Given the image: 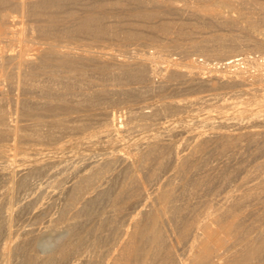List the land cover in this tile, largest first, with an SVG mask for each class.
<instances>
[{"label": "bare ground", "instance_id": "bare-ground-1", "mask_svg": "<svg viewBox=\"0 0 264 264\" xmlns=\"http://www.w3.org/2000/svg\"><path fill=\"white\" fill-rule=\"evenodd\" d=\"M235 1L0 0V264H264V63L215 33L264 49V15ZM169 47L220 72L151 68ZM134 84L164 97L115 109Z\"/></svg>", "mask_w": 264, "mask_h": 264}, {"label": "rangeland", "instance_id": "rangeland-1", "mask_svg": "<svg viewBox=\"0 0 264 264\" xmlns=\"http://www.w3.org/2000/svg\"><path fill=\"white\" fill-rule=\"evenodd\" d=\"M234 1V0H233ZM240 2H243V3H245L246 5H247V7L248 8H250V10H252L253 12H254V15L256 16H263L264 15V0H236L235 1V3H240ZM253 5V6H252ZM217 26V25H216ZM19 27V26H18ZM215 27V26H214ZM205 28V32L204 33H209V32H211L212 30H215L216 31V29L219 27H215V28ZM224 28V29H223ZM209 29V30H208ZM237 29V28H236ZM218 31L217 32H215V33H220V34H223V35H225L224 37L226 38V39H230L231 38V36H232V34L234 35H236L237 36V38H238V41H239V44H240V48H238V51H239V56L237 57V58H242L240 61H241V64H240V66H242L241 68L247 73H245L244 75H246V76H248V77H250L249 76V74H252V73H254L255 71H256V69L259 67V64L261 63V62H263L264 63V49H260V50H258V49H256L254 46H253V44H252V40H250L248 37H246L245 35H246V33H248V31L247 30H242V29H239L238 28V30H236L235 31V29H233L234 31H230V30H232V29H230V28H228V27H222L221 28V26H220V28H218L217 29ZM240 31V32H239ZM242 31V32H241ZM244 31H245V33H244ZM22 32H25V31H19L18 29H11V30H9L8 31V35H9V37H11V38H13L14 36H16L15 37V41L18 43V40H19V43L18 44H20L23 40H24V38L26 39V37H27V33H22ZM240 33V34H239ZM26 34V35H25ZM239 34V35H238ZM245 34V35H244ZM226 35L227 36H229V35H231V36H229V37H226ZM242 35V36H241ZM25 36V37H24ZM8 37V36H7ZM7 37H4L3 39L4 40H10L11 38H9L8 37V39H7ZM209 37V39L210 40H213L212 39V35H209L208 36ZM18 39V40H17ZM208 39V40H209ZM21 40V41H20ZM242 42V43H241ZM189 43V41H185V44L187 45ZM215 43L216 42H213V41H211L210 42V45H215ZM243 43H244V45H243ZM247 43V44H246ZM112 45V46H111ZM248 45V46H247ZM249 45H251V46H249ZM137 46V47H136ZM241 46H243V48L241 47ZM129 47L131 48V50L129 49ZM129 47H128V50H127V52H125V55H127V56H129V55H131L132 53H135L136 52V54H140V53H142V49H140V48H142L141 47V45H136V44H130L129 45ZM136 47V48H135ZM152 47V48H151ZM146 46V47H143V48H145V50H147V51H151V52H153V50L154 51H156L157 50V47H154V46ZM110 48L112 49V50H115V51H117L118 50V46H116V43L114 42V44H110ZM138 48V49H137ZM153 49V50H152ZM243 49H246V50H243ZM131 52H130V51ZM182 50V47H177V49H176V47H169V49H167V51H166V53L163 55V56H161V57H157L156 59H154V60H149L148 61V65H150V67L151 68H161L162 66H166V65H168V66H179V67H181V68H183V69H190L191 67H188L187 65L189 64V62L188 61H190V59L192 60V61H194V63L196 64L195 66L197 67V68H194L195 70H199L201 73H202V75L205 73V74H207V75H205V76H208V75H211V74H215V73H218V72H220V70L218 71L217 69H219V68H217L218 67V65L216 66L215 64H213V63H216L217 62V60L215 59L214 60V57L213 56H209L208 54H206V53H202V52H200V51H192V52H190V54H189V56L187 57L186 55H185V53L183 52V50ZM243 50V51H242ZM237 51V52H238ZM194 52H196V53H194ZM251 52V53H250ZM169 53H170V55H169ZM194 53V54H193ZM193 54V55H192ZM206 54V55H205ZM169 55V56H168ZM192 55V56H191ZM165 56H167V57H165ZM172 56V57H171ZM169 57V58H168ZM187 57V58H186ZM198 57V58H197ZM247 57V58H246ZM160 58V59H159ZM163 58V59H162ZM168 58V59H167ZM183 59V60H182ZM175 60V61H174ZM249 60H251V61H249ZM176 61H177V64H175L176 63ZM202 61H203V63H202ZM187 62V63H186ZM196 62H198V63H196ZM155 63V64H154ZM169 63V64H168ZM205 63V64H204ZM209 63V64H208ZM160 64V65H159ZM163 64V65H162ZM172 64V65H171ZM197 64H198V66H197ZM207 64V65H206ZM243 64V65H242ZM185 66V67H184ZM202 68H201V67ZM215 66V67H214ZM208 67V68H207ZM217 70H215L214 68ZM223 67H224V65H223ZM246 70H245V69ZM213 71H215V73L214 72H212V70ZM255 70V71H254ZM211 72V73H210ZM162 73H163V71L160 69V70H158V71H156V72H152V73H150V80H149V82L151 83V84H154L155 82V84H157V83H159V81H161V79H162ZM203 75V76H204ZM134 87H136V86H138V87H140V90L142 91L143 90V92H142V96L139 98V100H138V102H136V103H129V102H126V103H120V104H118L117 106L118 107H120V108H118L116 105L114 106V108L115 109H117V110H119V109H121V108H123V107H125V108H129V107H139V106H142V105H144L145 103H153V102H157V101H159V100H161V99H163V97L164 96H162L161 94H159L158 92H155V91H150V90H148V89H146L145 87H144V89L142 88V86H144L143 84H142V86L140 85V84H134L133 85ZM257 86H258V84H257ZM259 86H261V85H259ZM148 90V91H147ZM145 92V93H144ZM149 92V93H148ZM154 92V93H153ZM180 92H182V91H180ZM180 92H178V93H174V92H172V93H169L168 94V96H173L174 94V96H177V97H187V98H194V96H196V95H192V94H188V93H186V91L185 92H182V93H180ZM186 94H188V95H186ZM249 101H253L252 99L251 100H249ZM124 104V105H123ZM136 104H140L139 106L138 105H136ZM126 105V106H125ZM130 105V106H129ZM212 109V113H213V115L215 114V115H218V111L217 110H215L216 108H211ZM15 152V150H11V153H14ZM5 237H6V234L4 235ZM4 236L2 237V239L0 240V244L4 241ZM52 237V234L51 233H49V234H46L45 235V237H44V240H48V239H50ZM4 238V239H3ZM179 247V248H178ZM177 247V250H178V253L181 255L180 257H182V256H184V259H187V257L189 256V250H188V248H186V247H180V246H178ZM185 248V249H184ZM183 249V250H182ZM187 250V251H186ZM180 251V252H179ZM184 251V252H183ZM188 252V253H187ZM97 263H99L97 260H95V261H93V264H97ZM101 263H104V262H101ZM86 264H88V263H86ZM89 264H92V262H90Z\"/></svg>", "mask_w": 264, "mask_h": 264}]
</instances>
